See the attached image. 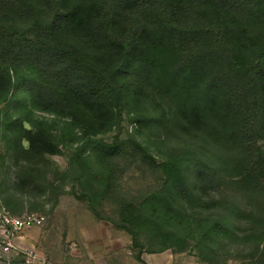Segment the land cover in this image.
I'll return each mask as SVG.
<instances>
[{
	"label": "rangeland",
	"instance_id": "rangeland-1",
	"mask_svg": "<svg viewBox=\"0 0 264 264\" xmlns=\"http://www.w3.org/2000/svg\"><path fill=\"white\" fill-rule=\"evenodd\" d=\"M17 4L0 0V27L27 32L36 21ZM31 88L14 85L0 101V214L43 221L18 233L0 264H264V178H243L237 151L209 122L188 127L149 90L89 137L32 100ZM36 120L59 147L28 161L23 129ZM257 143L264 150V131ZM175 176L189 194L171 201L191 230L159 224L141 207ZM215 220L225 229L201 239L196 231Z\"/></svg>",
	"mask_w": 264,
	"mask_h": 264
},
{
	"label": "trees",
	"instance_id": "trees-1",
	"mask_svg": "<svg viewBox=\"0 0 264 264\" xmlns=\"http://www.w3.org/2000/svg\"><path fill=\"white\" fill-rule=\"evenodd\" d=\"M17 1L16 10L36 23L27 32L0 27V101L14 85L31 88L42 79L37 94L30 89L32 100L90 137L151 90L188 127L209 122L237 151L245 180L264 178L257 143L264 131V0ZM29 123L22 136L28 161L57 153L46 123ZM182 180L175 176L141 207L159 224L191 230L171 201L188 196ZM223 229L215 220L196 232L202 239Z\"/></svg>",
	"mask_w": 264,
	"mask_h": 264
},
{
	"label": "built area",
	"instance_id": "built-area-1",
	"mask_svg": "<svg viewBox=\"0 0 264 264\" xmlns=\"http://www.w3.org/2000/svg\"><path fill=\"white\" fill-rule=\"evenodd\" d=\"M43 218L35 214L23 217H12L8 214H0V251L9 252L12 248V240L24 229L39 226Z\"/></svg>",
	"mask_w": 264,
	"mask_h": 264
}]
</instances>
